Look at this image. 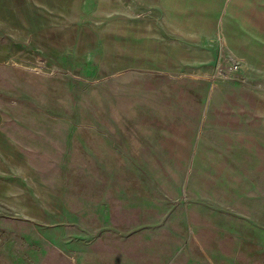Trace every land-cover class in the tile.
I'll use <instances>...</instances> for the list:
<instances>
[{
	"label": "rangeland",
	"instance_id": "rangeland-1",
	"mask_svg": "<svg viewBox=\"0 0 264 264\" xmlns=\"http://www.w3.org/2000/svg\"><path fill=\"white\" fill-rule=\"evenodd\" d=\"M0 264H264V0H0Z\"/></svg>",
	"mask_w": 264,
	"mask_h": 264
},
{
	"label": "built area",
	"instance_id": "built-area-1",
	"mask_svg": "<svg viewBox=\"0 0 264 264\" xmlns=\"http://www.w3.org/2000/svg\"><path fill=\"white\" fill-rule=\"evenodd\" d=\"M232 66H233V65H229V66H228V65L220 64V65L218 66V72H217V73H220V72H222V71H224V72L229 71V70H231Z\"/></svg>",
	"mask_w": 264,
	"mask_h": 264
}]
</instances>
